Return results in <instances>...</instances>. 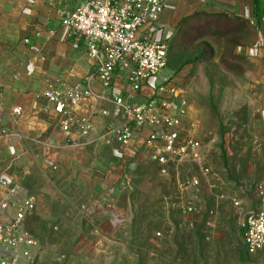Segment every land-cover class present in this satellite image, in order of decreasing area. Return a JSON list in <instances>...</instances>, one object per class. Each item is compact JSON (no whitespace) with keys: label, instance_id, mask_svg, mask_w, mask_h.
<instances>
[{"label":"rangeland","instance_id":"1","mask_svg":"<svg viewBox=\"0 0 264 264\" xmlns=\"http://www.w3.org/2000/svg\"><path fill=\"white\" fill-rule=\"evenodd\" d=\"M245 33L208 22L185 33L177 51L168 45L162 78L181 79L190 68L191 78L179 87L190 104L184 137L197 122L203 166L214 181L191 163L164 177L149 160L126 161L116 182L123 186L121 224L108 229L99 215L89 224L80 217L76 224L65 221L70 217L38 223L31 216L26 229L39 240V264H264V252L248 253L242 225L264 186V124L258 122L264 120V63L246 60L245 94L243 57L229 48ZM192 177L202 178L200 187L180 191L177 179ZM188 202L196 212L185 213Z\"/></svg>","mask_w":264,"mask_h":264},{"label":"crops","instance_id":"2","mask_svg":"<svg viewBox=\"0 0 264 264\" xmlns=\"http://www.w3.org/2000/svg\"><path fill=\"white\" fill-rule=\"evenodd\" d=\"M86 1L0 0V179L19 184L22 197L35 198L25 227L32 215L38 223L70 217L65 221L76 224L80 217L89 224L99 215L98 222L108 229L121 224L123 186L118 189L116 182L124 171L123 164L151 161L145 146L149 128L137 133L128 147L102 138L109 121H123L101 115L112 112L110 100L85 98L70 107L74 119L92 120L94 129L87 139L80 138L75 125L71 132H64L62 118L43 110L50 106L43 98L48 88L69 92L95 75L96 63L86 42L69 36L61 23L62 12L73 11ZM198 14L225 15L246 22V33L236 39L234 48L229 46L234 56L245 59L242 81L246 94V60L264 63V0H168L159 22L144 27L141 35L170 45L180 24ZM188 68L179 75L178 88L186 75L188 79ZM162 80V76L149 80L137 103L144 104ZM90 88L96 95L103 90L98 79L91 80ZM114 89L118 95L127 93L125 74L115 76ZM17 109H21L20 114H15ZM258 122L264 124V120ZM6 195L0 187V201ZM14 218L11 208L2 213L0 222Z\"/></svg>","mask_w":264,"mask_h":264},{"label":"built area","instance_id":"3","mask_svg":"<svg viewBox=\"0 0 264 264\" xmlns=\"http://www.w3.org/2000/svg\"><path fill=\"white\" fill-rule=\"evenodd\" d=\"M167 2L89 0L73 11L62 12V26L69 36L82 38L86 42L89 56L96 63V72L85 85L78 84L69 92L48 88L43 98L50 106L43 110L46 113L53 111L62 118L60 126L64 132H71L72 125H75L80 138L87 139L94 129L92 120L85 117L74 119L70 107L80 104L85 98L110 100L112 112H102L101 115L123 118V121L120 124L109 121L102 134L103 139L128 147L137 133L149 128L151 133L145 139V146L149 150L150 160L161 166V176L168 177L172 167L179 168L191 163L199 166L202 176L211 183L214 179L210 169L203 166L201 145L195 134L197 122L184 137L190 104L177 86L179 79L170 77L162 80L144 104L137 103L146 83L161 77L168 69V44L141 35L144 27L159 22ZM118 73L125 74L128 84V91L123 95L116 94L114 89ZM92 79L100 81L103 87L100 95L91 90ZM14 112L20 114L21 109ZM2 134L7 135V131L2 130ZM201 179H177V185L182 192L196 189L200 187ZM0 187L7 192L0 201V216L11 208L15 211V218L11 222H0V264H39V240L25 227L27 217L34 211L35 198L22 197L20 185L6 179H0ZM231 201L239 207L235 198ZM193 212H196L195 205L188 202L185 213ZM242 225L248 253H263L264 186L259 188L258 206L247 214Z\"/></svg>","mask_w":264,"mask_h":264},{"label":"trees","instance_id":"4","mask_svg":"<svg viewBox=\"0 0 264 264\" xmlns=\"http://www.w3.org/2000/svg\"><path fill=\"white\" fill-rule=\"evenodd\" d=\"M208 22H211V26L214 25L217 29H224V31L232 32L234 34L245 30L247 27L246 22L239 18H231L225 15L198 14L193 17L185 19L180 24L176 35L173 37L170 43L171 51L173 52L179 49V46L181 44V39H183L185 33L189 31L197 30L198 28L205 26V24ZM211 53L213 54L212 50ZM240 60L245 61L244 58H240Z\"/></svg>","mask_w":264,"mask_h":264}]
</instances>
